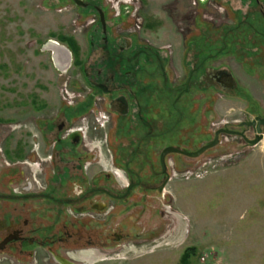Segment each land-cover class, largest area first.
<instances>
[{
  "label": "rangeland",
  "instance_id": "rangeland-1",
  "mask_svg": "<svg viewBox=\"0 0 264 264\" xmlns=\"http://www.w3.org/2000/svg\"><path fill=\"white\" fill-rule=\"evenodd\" d=\"M89 1L106 5V0ZM142 1L141 16L154 28L148 31L150 25L144 26L143 36L172 51L171 71L168 70L171 78L173 72L183 74L180 63L183 54L186 64L192 63L187 52L196 46L194 41L193 46L188 42L190 46L185 51L184 40L197 37L201 29H216L206 22L218 24L232 20L229 8L214 2L205 6L198 0ZM92 17L71 0H0L2 194H23L31 189L39 192L43 175H46L47 192L54 191L57 181L49 177V171L64 165H88L94 171H107L110 166L120 169L114 157L124 153L125 148L121 147L126 146L128 135L121 132L122 122L114 129L109 124L96 123L94 130L90 115L85 113L69 121L63 132H56L55 123L72 110L68 105L79 108L91 103L86 97L87 87L73 71L72 61L63 56L64 51L61 59L55 60L50 41L66 47L71 59V50L59 40L60 36L69 37L83 55ZM244 53L240 63L226 58L221 64L232 73L237 92L239 84L247 95L218 93L217 87L209 85L205 93L211 95L210 103L200 90L193 88L190 94L193 100L185 108L190 116L184 111V117L177 119L174 115L176 121L170 124L175 143L195 151L211 137L212 125L217 120L241 118L247 108L248 94L263 100L264 81L263 78L257 81L255 76L264 75V65L251 61ZM219 64V61L208 62L211 67ZM63 65L66 67L59 68ZM250 85L252 90L248 92ZM83 117L88 124L82 122ZM204 125L206 137L200 135ZM72 128L81 133L82 142L76 147L65 142L59 157L53 140L58 135L66 136V130ZM223 140L197 157L169 154L171 180L164 190L160 194L148 192L137 205L127 206L111 217H105L106 211H101L89 212L94 216L91 221L80 216L83 213H73L75 219L69 215L71 208L65 206L61 220L56 222L55 208L47 201L46 217L41 223L47 226L48 236L62 229L61 241L51 248L34 247L28 257L0 252V264H87L81 255L88 250L97 252L90 264H177L182 252L190 247L195 248L191 264H264V137L249 147H243L235 138L224 136ZM82 151L94 153V161L79 162ZM125 161L124 157L119 159L121 163ZM12 172L16 179L12 178ZM116 174L123 178L120 171ZM39 180H42L40 184ZM20 204L21 201L15 203L28 226L32 222L39 224L40 218L33 212V207L36 210L39 207L37 201L30 197L24 203L30 213ZM108 237L115 238V241L110 239L114 242L110 246L105 243Z\"/></svg>",
  "mask_w": 264,
  "mask_h": 264
},
{
  "label": "flooded vegetation",
  "instance_id": "flooded-vegetation-1",
  "mask_svg": "<svg viewBox=\"0 0 264 264\" xmlns=\"http://www.w3.org/2000/svg\"><path fill=\"white\" fill-rule=\"evenodd\" d=\"M95 2L80 0V5L73 2L78 8L86 9L87 16H93L89 22L90 33L85 53L82 55L78 48L75 52L66 45L72 52L73 58L70 60L73 71L87 87L86 97L91 104L79 108L68 105L72 110L64 114L65 119L61 118L55 126L56 132L61 133L69 121L85 113L90 115L94 130L96 123L102 126L109 124L114 129L122 122L121 132L128 134L126 146L121 147L125 148L122 155L119 153L120 156L117 154L114 157L115 164L121 167L119 170L110 166L107 171H94V167L88 165L72 167L64 165L49 171V177H54L57 181L58 187L54 191L47 192L46 183L44 184L46 175H43V184L42 180H39V184L41 183L39 187H42L39 192H33L32 189L23 194L0 192L1 253L28 257L34 247L51 248L58 240L61 241L62 229H58V234L48 236L47 226L41 223L46 217L44 207L47 201L55 208L56 222L61 220L65 206L71 208L69 215L75 219L77 216L73 213H83L80 216L91 221L94 216L89 212L106 211L104 216L111 217L127 206L137 205L148 192L160 194L171 180L168 155L181 157L187 156L184 152H191L184 145L174 142L170 124L176 121L174 115L177 119L184 117L185 108H189L193 100L190 97L192 89L200 90L204 99L208 98L210 103L211 95L205 93L209 85L217 87L218 93L237 94L234 97L247 95V91L243 90L245 88L239 84L240 91L237 92L236 85L231 79L232 73L224 70L221 62L231 58L240 63L239 59L245 52L251 61L264 65V0L199 1L205 6L214 2L217 6L228 7L230 10L228 14L232 16V20L218 24L206 22L209 26H216V29L214 31L208 28L201 29L197 37L184 40L185 51H188L187 47L190 46L188 42L193 46V41L196 51L192 48L187 52L189 59H192L189 66L186 64L185 55H182L180 63L183 74L180 76L173 72V78L169 72L172 51L168 52L166 47H159L143 36V28L147 25L144 19L147 18L141 16L143 9L140 7V0H133L129 5H120L117 12L109 0H106V5L101 1ZM223 11L227 13L225 9ZM101 18L104 24L100 22ZM212 61H219L220 64L211 67L208 62ZM255 77L257 81H262L261 78L264 81V75ZM247 90L248 92L252 90L251 85ZM262 92L264 95V91ZM245 101L247 108L241 118L217 120L216 125H212L211 137L205 140L206 144L216 138L217 144L214 146H217L224 141V136L230 137L231 140L238 139L243 147H249L248 143L257 137H261L262 140L264 98L263 100L251 98L248 94V100ZM205 110L204 107L203 113ZM96 112L97 115H94ZM185 112L190 116L188 110ZM82 122L88 124L87 118L83 117ZM50 123L53 124V121ZM202 127L200 135L206 137L205 125ZM75 130L68 129L66 136L58 135L53 140L59 157L62 156L65 142H69L73 147L82 142L81 133ZM84 138L87 139L86 135ZM228 141L229 139L226 140ZM82 153L79 162L82 161L84 164L86 160L94 161V153L85 151ZM123 157L126 161L119 162ZM38 158L42 159L40 156ZM48 159L51 161L50 155ZM119 171L123 178H118L116 173ZM11 174L13 179L17 178L15 173ZM30 197H33L40 207L37 208L38 211L33 207V212L40 221L39 224L32 222L31 227L15 205L21 201L22 208L26 207L25 212L30 213L29 206L24 204ZM119 236L121 235H117L116 238H120ZM110 239L115 241L113 237L105 240L108 246L114 243L110 242ZM94 255H97L95 250L83 251L81 259L87 260V264H90L95 258Z\"/></svg>",
  "mask_w": 264,
  "mask_h": 264
},
{
  "label": "water",
  "instance_id": "water-1",
  "mask_svg": "<svg viewBox=\"0 0 264 264\" xmlns=\"http://www.w3.org/2000/svg\"><path fill=\"white\" fill-rule=\"evenodd\" d=\"M76 5H80V0H72ZM100 22L102 24H104V20L103 18H101ZM50 44H52L54 46V58L55 60H60L61 59V55L63 53V51L65 52L63 54V56H67V60H70V51L64 47L63 45H60L58 42L55 41H50ZM66 65L64 66H59V68H65ZM261 140V137H257L254 140L250 141L248 143V146H254L256 144H258ZM215 144H217V139L215 138L214 140H212L210 143L203 145L202 147L198 148L195 151H191V152H184L185 155H187L188 157H197L199 155H201L206 149L213 147ZM174 151V150H173ZM167 152V151H166ZM65 264H68L67 262H65Z\"/></svg>",
  "mask_w": 264,
  "mask_h": 264
},
{
  "label": "trees",
  "instance_id": "trees-1",
  "mask_svg": "<svg viewBox=\"0 0 264 264\" xmlns=\"http://www.w3.org/2000/svg\"><path fill=\"white\" fill-rule=\"evenodd\" d=\"M59 40L63 43H65L69 48H71L73 51L77 52V47L75 46L74 42L69 37L60 36ZM195 255V248L190 247L186 248L182 254L180 255V258L178 260L177 264H191L192 258Z\"/></svg>",
  "mask_w": 264,
  "mask_h": 264
},
{
  "label": "built area",
  "instance_id": "built-area-1",
  "mask_svg": "<svg viewBox=\"0 0 264 264\" xmlns=\"http://www.w3.org/2000/svg\"><path fill=\"white\" fill-rule=\"evenodd\" d=\"M109 2L111 3V4H113V6H114V8L116 9V12H117V8L120 6V5H129V4H132L133 3V0H114V1H112V0H109ZM230 157L232 156V154H228ZM228 155H227V157H228ZM189 175V172L187 173V175L186 176H188ZM202 259H204V258H202Z\"/></svg>",
  "mask_w": 264,
  "mask_h": 264
},
{
  "label": "crops",
  "instance_id": "crops-1",
  "mask_svg": "<svg viewBox=\"0 0 264 264\" xmlns=\"http://www.w3.org/2000/svg\"><path fill=\"white\" fill-rule=\"evenodd\" d=\"M141 1H142V0H141ZM142 2H143V1H142ZM200 3H201V2H200ZM145 22H146L147 24L150 25V22L148 23V22H147V19H145ZM148 29H149V30H148ZM148 29H146V32H147V30L150 31L151 29H154V28L150 25V27H149Z\"/></svg>",
  "mask_w": 264,
  "mask_h": 264
}]
</instances>
